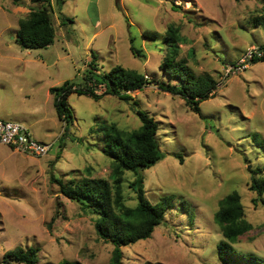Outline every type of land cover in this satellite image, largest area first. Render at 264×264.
Here are the masks:
<instances>
[{"label":"rangeland","instance_id":"374dc122","mask_svg":"<svg viewBox=\"0 0 264 264\" xmlns=\"http://www.w3.org/2000/svg\"><path fill=\"white\" fill-rule=\"evenodd\" d=\"M51 2L54 41L24 48L15 39L18 20L36 4L0 0V116L23 122L49 144L46 153L33 155L0 143V259L15 247L33 245L39 247L37 264H58L63 258L110 264L113 245L98 236L95 215L64 195L55 178L110 180L100 127L136 128L141 124L138 108L157 121L163 152L141 171L145 196L157 202L171 195V200L149 237L121 247L122 264H223L213 214L219 199L233 189L252 223L233 245L264 257V205L252 202L248 170L264 165V60L227 76L223 71L247 46L264 42V26L254 24V17L264 13V0ZM171 24L179 28L178 57L195 73L208 72L218 80L214 94L199 102V112L156 84L176 82L159 66ZM144 29L157 36H144ZM131 44L143 54L134 53ZM94 53L100 69L121 64L144 73L149 82L127 99L69 93L73 119L65 129L49 87L66 79L79 82ZM134 177L127 170L122 182L130 205L137 202L130 186Z\"/></svg>","mask_w":264,"mask_h":264},{"label":"trees","instance_id":"16d2710c","mask_svg":"<svg viewBox=\"0 0 264 264\" xmlns=\"http://www.w3.org/2000/svg\"><path fill=\"white\" fill-rule=\"evenodd\" d=\"M16 0H14L15 2ZM35 6H29L25 16L19 18L15 39L24 48L45 47L54 41L56 28L52 19L51 0H30ZM62 2V0H60ZM264 9V7H263ZM68 18L72 21V18ZM255 23L264 24V13L254 17ZM144 36L155 37L157 32L144 29ZM166 50L160 68L175 79L170 82H156L165 91L184 97L190 107L199 112V102L214 94L217 79L208 72L197 74L183 57H178L180 33L177 25H169L163 36ZM134 53L143 52L131 44ZM96 54L86 64L81 80H64L60 85L49 87L53 94V104L58 118L67 129L72 122V111L67 103L71 92L86 94L98 98L103 94H113L120 98H129V92L141 89L149 82L144 73L135 68L114 64L108 70L100 69L95 60ZM264 60L261 59H254ZM99 86L102 91L98 92ZM141 124L133 129H124L115 124L102 125L101 150L110 159V180L103 177L83 176L78 179L62 181L55 178L61 192L77 201L81 208L95 215L94 225L99 237L112 243L110 264H122L123 245L131 244L151 235L154 227L165 218L166 208L170 205L171 195L157 202L149 200L143 189L141 171L150 167L163 157L156 138L158 123L155 118L142 109H136ZM135 174L130 186L136 192L137 202H126L122 182L125 171ZM250 172L249 188L255 192L254 205H264V165L248 166ZM213 218L218 225L221 238L216 244L217 254L223 264H264V257L252 251H240L233 244L238 237L252 228L246 218L240 193L233 189L222 196ZM38 246L15 247L5 253L8 263L37 264ZM54 264V263H48ZM58 264H80L76 260L63 258Z\"/></svg>","mask_w":264,"mask_h":264},{"label":"built area","instance_id":"2783aa9c","mask_svg":"<svg viewBox=\"0 0 264 264\" xmlns=\"http://www.w3.org/2000/svg\"><path fill=\"white\" fill-rule=\"evenodd\" d=\"M264 58V42L247 46L233 62L225 63L224 75L236 73L248 67L254 59ZM218 84V80H217ZM219 85V84H218ZM0 143L27 151L33 155H42L48 151L49 144L33 136L29 128L18 120L0 116ZM0 264H9L5 258L0 259Z\"/></svg>","mask_w":264,"mask_h":264},{"label":"crops","instance_id":"0c3cea01","mask_svg":"<svg viewBox=\"0 0 264 264\" xmlns=\"http://www.w3.org/2000/svg\"><path fill=\"white\" fill-rule=\"evenodd\" d=\"M254 24H257V25H263V26H264V24H261V23H255V22H254Z\"/></svg>","mask_w":264,"mask_h":264}]
</instances>
